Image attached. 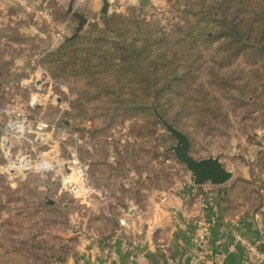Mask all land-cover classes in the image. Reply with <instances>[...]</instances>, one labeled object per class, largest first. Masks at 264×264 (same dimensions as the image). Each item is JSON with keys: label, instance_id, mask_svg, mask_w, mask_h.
<instances>
[{"label": "rangeland", "instance_id": "374dc122", "mask_svg": "<svg viewBox=\"0 0 264 264\" xmlns=\"http://www.w3.org/2000/svg\"><path fill=\"white\" fill-rule=\"evenodd\" d=\"M140 1L108 0V13L102 14L103 0H46L50 13L38 20L37 32L27 34L22 31L26 24L19 23L15 44L0 42V137L8 132L9 116L2 109L9 105H21L37 123L49 125L37 141L35 134L13 138L10 154L0 145V264L74 263L83 244L117 231L120 210L182 191H189L188 200L196 199L192 187L210 190L217 201L222 197L218 191L232 188L233 197L246 195L252 205L263 197L264 55L257 47L264 45V0H226L219 10L222 0L206 2L205 8L202 0H149L145 7ZM210 8L227 15L235 30L215 34L221 29L214 26L222 24H212L213 18L200 12ZM75 13L88 20L78 35L83 46L108 30L107 23L125 28L124 39L136 38L139 46L152 41L142 68L122 64L115 49L113 62L126 74L123 93L111 71L94 76L84 70L77 74L80 65L66 70L46 65V57L75 34ZM0 29L7 35L6 26ZM238 31L248 42L236 44ZM151 50L159 57L155 70L151 59H144ZM37 72L39 79L30 83ZM232 84L245 86L247 100L239 99L240 88L232 90ZM118 93L126 100L123 108ZM151 103L189 138L192 157H220L232 179L221 186H197L171 150L177 139L149 112ZM72 134L79 137V157L101 194L80 196L63 189ZM18 157L33 165L44 158L52 169L33 168L9 179L5 169Z\"/></svg>", "mask_w": 264, "mask_h": 264}, {"label": "crops", "instance_id": "0c3cea01", "mask_svg": "<svg viewBox=\"0 0 264 264\" xmlns=\"http://www.w3.org/2000/svg\"><path fill=\"white\" fill-rule=\"evenodd\" d=\"M47 3L46 0H0V25L8 29L7 35L0 31V42L15 44L13 31L19 23L26 24L22 31L27 34L37 32L38 20L50 13L49 7L45 6ZM190 190L198 195L196 199L188 200L189 191H182L148 205H128L124 211L120 210V217L128 221L123 236L116 235V231L101 239L92 238L90 245H82L74 263L69 261L68 264H105L113 259L114 253L121 264H133L131 253L124 248L126 241L137 244L140 264H193L188 250L196 235L191 225L196 217L214 223L208 254L198 264H245V247L227 248L235 243V233L264 249V195L252 205L246 195L233 197V188L227 192L224 189L218 191L222 194L219 201L211 197L214 194L208 189L202 191L192 187ZM205 191L208 193L203 199ZM261 193L264 194V186ZM217 240L224 241L222 247H217Z\"/></svg>", "mask_w": 264, "mask_h": 264}, {"label": "built area", "instance_id": "2783aa9c", "mask_svg": "<svg viewBox=\"0 0 264 264\" xmlns=\"http://www.w3.org/2000/svg\"><path fill=\"white\" fill-rule=\"evenodd\" d=\"M39 79L38 72L36 75H31L30 83H33ZM29 84V83H27ZM31 106L34 107L33 101ZM8 117L6 119L5 127L8 132L6 135L0 137L1 150L4 154L11 153V143L13 138H19L20 135H36L35 141H37L39 135L46 136L44 131L49 128V125L44 123H37L34 119L28 115V111L21 105H9L2 109ZM70 137L75 141L74 147L70 149L69 159L63 163L65 174L62 176L63 189L69 193L86 196L90 194H101V191L97 189L92 183L88 167L79 157L78 144L80 142L77 134H72ZM25 138V137H24ZM44 140V139H42ZM32 143V141H31ZM41 158V157H40ZM35 168L38 172H48L50 169V162L44 158L35 161L34 165L31 160L26 157H18L16 160H10V163L5 169L9 179L13 175H27L32 169ZM214 223L208 221L203 217H196L192 219L191 225L195 228L196 235L191 247L188 250V255L192 259L193 264H198L199 261L205 258L208 254V244L211 239V227ZM128 226V221L125 218H120L118 221V229L116 235L123 236L125 229ZM235 243L227 245L228 250H234L237 245H242L246 248V262L245 264H264V249H260L256 243L249 242L241 234L235 233ZM224 241L217 240L216 245L218 248L222 247ZM124 248L131 253V261L133 264H140L137 255V244L126 241ZM113 259L107 261L105 264H121L117 259V254H113Z\"/></svg>", "mask_w": 264, "mask_h": 264}, {"label": "trees", "instance_id": "16d2710c", "mask_svg": "<svg viewBox=\"0 0 264 264\" xmlns=\"http://www.w3.org/2000/svg\"><path fill=\"white\" fill-rule=\"evenodd\" d=\"M209 1L212 2L213 0H202V5L204 6V4L206 2H209ZM225 2H226V0H222L221 2H219L218 10L220 9V7L222 5H224ZM205 7H206V4H205L204 8ZM200 12L203 13L204 16H206V17L213 18L210 21L212 24H214V23H221L222 24L220 26H214V28L216 27V28L221 29V31H219L218 33L217 32L215 33L219 37L224 36L225 32H231V29L235 30V28H236L235 26H233L232 22L229 21V17H227V15H222V17L216 15L215 9L210 8V11L205 10L203 12L202 11H200ZM215 18H222V20H215ZM132 27L133 26H130V27L127 26L126 28H132ZM137 27H138V29H137ZM137 27H135L136 32H137V30L138 31L140 30L141 26L139 23H137ZM107 29L108 30H106V31H100L98 33V35L93 38L92 42H89V43H87V45H84V46L81 45V42L84 40L81 36H78L76 39H73V40H70V39L65 40L64 43L61 45V47H59V49L55 53H52L46 57L47 58V59H45L46 65L48 66V64H49V65H51V67H58L62 70L63 69L66 70L68 66L78 68V66L80 65L79 69H76L77 74H80V70H84L85 74L90 73L94 76H96L99 73H101L103 75L104 74H110V71H111L112 74H115V76H116V82L118 84V86H117L118 91L123 93L125 91L124 85H127L126 83H123L124 76L126 74L124 73L123 69L118 64L113 62L112 58L114 57L113 54L116 53L115 49L119 50V57L117 60L122 61L123 62L122 64H126V63L130 62V64L128 66H131V67L138 66V68H142L141 67L142 66V63H141L142 55L144 56V54L146 52H148L147 47H149V45L152 44L151 43L152 41L150 39L145 40L146 46L142 47V46L137 45L134 42V40H136V38H133V40L124 39L125 37H127V33H126L125 28H122L121 26H118L116 24L111 25V23H107ZM209 32L210 31H207V34ZM108 33H111L112 35H115V34L120 35L121 40L114 39L113 37L108 35ZM237 36L240 40L236 41V44H242V42H248V40H249V38H245V37L243 38L242 36H240L239 31L237 33ZM231 37H232V35H231ZM109 41H113L116 43H114V45H112V46L106 45L105 43H109ZM122 42H124V43H122ZM121 43L123 44V46H120ZM257 49L259 50L260 54L264 55V45L263 44H262V46L257 47ZM233 52H234V48H233ZM238 53H239V51L237 52L236 56L238 55ZM148 56H149L148 58L144 57V59L146 61H149L151 59L150 64H151V66L154 67V70H155L156 69L155 65L159 64V62H158L159 57L157 55L153 56L152 50L149 51ZM93 63H94V65H92ZM129 69H130V67H129ZM93 70H96V72H94ZM256 72H257V70L252 71L250 73H256ZM139 74L140 73L138 71V76H139ZM261 83H262V78H261L259 86H262V85L264 86V83H262V85H261ZM230 87L232 88V90H238V88H240L241 93H240L239 99L247 100V95H246L247 92L244 90V88H242V87H245L244 85L238 84V87H236L234 84H232V85H230ZM152 90H154V89H152ZM209 92L210 93L213 92L211 87L209 89ZM223 92H225V91H223ZM157 95H158V93L155 94V96H157ZM117 97H118V99H120V101H119L121 103V105H119L120 108H123L124 106H126V100L123 98L122 94L118 93ZM132 103L138 104L135 101H133ZM153 105H154V103L150 104L149 112L159 119V121H160L159 123H161L163 127H166V125H165V122H166V123L170 124L171 126H173L176 130L180 131L179 129H177L173 125V122H171L167 118V116L165 115L166 112L157 108L156 106H155L156 107L155 108Z\"/></svg>", "mask_w": 264, "mask_h": 264}, {"label": "water", "instance_id": "95a60500", "mask_svg": "<svg viewBox=\"0 0 264 264\" xmlns=\"http://www.w3.org/2000/svg\"><path fill=\"white\" fill-rule=\"evenodd\" d=\"M103 2L104 7L101 13L107 14L110 3L108 0H103ZM148 3L149 0H141L139 4L141 7H145ZM74 16L79 21V25L70 40L77 38L88 23L85 16L79 13H75ZM33 104L35 105L36 102L34 101ZM165 125L167 130L177 139V145L172 150L175 152L177 159L191 172L193 181L197 186H203L208 183L214 186H221L232 179L233 174L225 168L220 157L196 160L190 155L191 142L189 138L170 124L165 122Z\"/></svg>", "mask_w": 264, "mask_h": 264}]
</instances>
